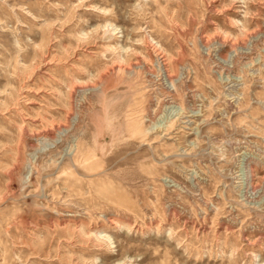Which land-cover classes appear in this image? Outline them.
Masks as SVG:
<instances>
[{"label":"rangeland","instance_id":"1","mask_svg":"<svg viewBox=\"0 0 264 264\" xmlns=\"http://www.w3.org/2000/svg\"><path fill=\"white\" fill-rule=\"evenodd\" d=\"M0 264H264V0H0Z\"/></svg>","mask_w":264,"mask_h":264}]
</instances>
